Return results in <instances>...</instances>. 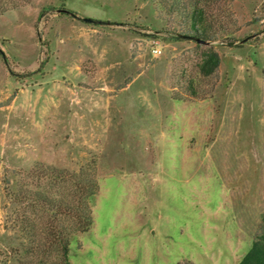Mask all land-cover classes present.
Returning a JSON list of instances; mask_svg holds the SVG:
<instances>
[{
	"label": "rangeland",
	"instance_id": "374dc122",
	"mask_svg": "<svg viewBox=\"0 0 264 264\" xmlns=\"http://www.w3.org/2000/svg\"><path fill=\"white\" fill-rule=\"evenodd\" d=\"M178 1L20 0L0 13L1 253L18 245L7 178L35 189L41 164L93 160L94 224L72 264H238L250 250L264 215V0L213 5L224 31L200 46L173 37L194 0ZM208 48L221 63L204 78Z\"/></svg>",
	"mask_w": 264,
	"mask_h": 264
},
{
	"label": "trees",
	"instance_id": "16d2710c",
	"mask_svg": "<svg viewBox=\"0 0 264 264\" xmlns=\"http://www.w3.org/2000/svg\"><path fill=\"white\" fill-rule=\"evenodd\" d=\"M19 1L0 0V13L17 8ZM221 1L194 0L192 10L181 12L186 17L184 31L173 34V37L178 41L193 40L199 46L217 41L224 26L216 27L218 18L212 16L209 9ZM176 8L174 3L173 13L177 12ZM202 55L199 74L208 78L218 70L221 58L213 48L203 51ZM192 88L195 102L194 99L199 96L195 84ZM176 101L180 102L178 98ZM96 165V160H93L78 172H71L41 164L28 175L31 179L38 178L35 189L26 182L19 190L11 191V179L7 178V197L12 205L19 206L7 218V223L17 230L18 245L10 247L5 253L0 252V264H72V240L89 232L94 224L91 201L100 189ZM42 179L46 182L45 186L41 183ZM251 240L250 250L238 264H264V215ZM184 264L194 263L187 260Z\"/></svg>",
	"mask_w": 264,
	"mask_h": 264
},
{
	"label": "built area",
	"instance_id": "2783aa9c",
	"mask_svg": "<svg viewBox=\"0 0 264 264\" xmlns=\"http://www.w3.org/2000/svg\"><path fill=\"white\" fill-rule=\"evenodd\" d=\"M153 53H155V54H159V53H160V50H158V49H154V50H153Z\"/></svg>",
	"mask_w": 264,
	"mask_h": 264
},
{
	"label": "water",
	"instance_id": "95a60500",
	"mask_svg": "<svg viewBox=\"0 0 264 264\" xmlns=\"http://www.w3.org/2000/svg\"><path fill=\"white\" fill-rule=\"evenodd\" d=\"M86 22H91L92 20L90 19H84ZM205 44H209V43H205Z\"/></svg>",
	"mask_w": 264,
	"mask_h": 264
}]
</instances>
